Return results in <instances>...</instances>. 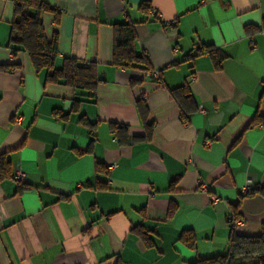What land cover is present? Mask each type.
Returning a JSON list of instances; mask_svg holds the SVG:
<instances>
[{
    "label": "crops",
    "instance_id": "obj_1",
    "mask_svg": "<svg viewBox=\"0 0 264 264\" xmlns=\"http://www.w3.org/2000/svg\"><path fill=\"white\" fill-rule=\"evenodd\" d=\"M43 1L58 13L42 15L56 66L94 62L102 81L73 110L80 90L47 83L8 47L14 4L0 0V65L17 66L0 69V153L31 185L0 179V264H188L227 252L239 202L236 233L261 234L264 196L247 193L264 187V123L253 124L264 117V0ZM127 21L154 72L113 66V24ZM199 44L226 56L221 67L188 58ZM185 82L197 105L188 121L169 92ZM112 123L127 129L117 136ZM188 229L195 249L179 240Z\"/></svg>",
    "mask_w": 264,
    "mask_h": 264
},
{
    "label": "trees",
    "instance_id": "obj_2",
    "mask_svg": "<svg viewBox=\"0 0 264 264\" xmlns=\"http://www.w3.org/2000/svg\"><path fill=\"white\" fill-rule=\"evenodd\" d=\"M14 4V19L11 22L8 47L21 50L27 53L36 72L46 71L47 83H59L68 85L75 90H80L84 98H75L73 110L78 111L82 102L92 101L94 93L102 81L99 76L98 66L94 62L84 63L76 58H64L60 67H57L55 61L59 55L58 35L49 38L46 34L42 15L44 13H55L58 20V13L51 5L43 0H12ZM141 9L148 12L149 3H143ZM246 31L252 33L259 28L255 26H246ZM114 45L112 64L116 68L139 69L143 71L154 72L150 60L145 52H139L137 47L136 24L132 21L124 23H114ZM264 31V21L260 28ZM210 55L217 62V67H221L225 55L220 53L213 45L199 44L194 52L188 54V58L198 55ZM177 65V64H173ZM16 65H0L2 70H13ZM162 72V70H160ZM170 95L179 105L182 119L189 120L190 115L197 110V105L191 94L188 82L182 85L169 88ZM139 109L144 119L148 115V109L144 101L139 102ZM80 120L88 124L84 115ZM264 123L263 116H256L253 124ZM112 131L120 136L121 132L126 131L127 127L122 124L112 123ZM98 172L106 173L107 169L101 164L96 163ZM14 170L11 161L6 153H0V179L13 178ZM17 180V179H16ZM19 192L31 188V185L19 181ZM99 189L106 188L104 182H99ZM260 193L264 196V187L253 190L247 195ZM240 202L232 207V217L238 220L241 214L238 211ZM233 220L230 218V222ZM228 240V248L225 254L199 258L188 264H264V222L262 223L261 234L256 236H244L236 233L234 226ZM134 230L141 236H145L148 231L143 225L135 226ZM179 240L189 248L195 249L196 236L192 230H185L179 236Z\"/></svg>",
    "mask_w": 264,
    "mask_h": 264
},
{
    "label": "built area",
    "instance_id": "obj_3",
    "mask_svg": "<svg viewBox=\"0 0 264 264\" xmlns=\"http://www.w3.org/2000/svg\"><path fill=\"white\" fill-rule=\"evenodd\" d=\"M150 13L151 14H157V11L155 9L151 8ZM14 177L19 181H24V176L20 172H15ZM199 189L201 191H207L209 189V185L206 182L199 180ZM250 189H251V185H249V184H247L246 186L243 187V190L246 192H248ZM217 200H218V198L213 197V201H217ZM231 219L233 220L231 222L232 225H235V224L242 222V219L234 220L232 216H231Z\"/></svg>",
    "mask_w": 264,
    "mask_h": 264
}]
</instances>
